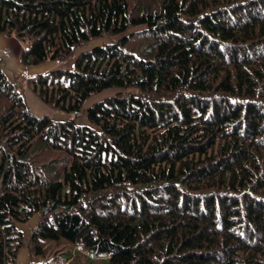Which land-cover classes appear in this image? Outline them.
<instances>
[{
  "label": "trees",
  "instance_id": "16d2710c",
  "mask_svg": "<svg viewBox=\"0 0 264 264\" xmlns=\"http://www.w3.org/2000/svg\"><path fill=\"white\" fill-rule=\"evenodd\" d=\"M0 35L27 67L119 35L26 81L66 113L118 89L90 125L33 115L0 56V264H264V0H0Z\"/></svg>",
  "mask_w": 264,
  "mask_h": 264
},
{
  "label": "rangeland",
  "instance_id": "374dc122",
  "mask_svg": "<svg viewBox=\"0 0 264 264\" xmlns=\"http://www.w3.org/2000/svg\"><path fill=\"white\" fill-rule=\"evenodd\" d=\"M3 38L5 35H2ZM9 39H6L7 45H0V56L2 57V70L5 73L6 77L11 82L18 83V91L22 95L26 105L28 106L29 111L35 116L46 115L52 120L56 121H66L69 119H74L77 124L81 125H90V123L85 118L84 110L90 106L92 103H95L105 97L111 96L118 91L116 88H107L103 89L98 93L90 95L87 99H85L82 103L81 110L73 113H66L56 109L51 108L50 106L44 104L34 95L31 91L30 87L27 85V79L35 74L46 73L50 70L58 69V68H66L70 69L72 66V60L79 52L84 50H88L92 46L99 45L105 42H112L116 40L119 35L116 36H108L104 35L100 38L89 40L87 43L81 44L74 51L70 60L67 61H46L38 65L33 66H24L20 62V54L23 48L22 42L13 38L11 36H6ZM38 219V215L34 214L30 216L23 223H16V228L19 230L21 227L19 224L24 225L26 232L30 233L33 226L36 224ZM21 233V231H20ZM22 234V233H21ZM23 235V234H22ZM29 235V234H28ZM28 235H23L24 237ZM43 246L44 258H50L54 260L55 264H105L103 258L101 257H90L87 253L76 247L75 245L68 244L62 240L58 242H46ZM25 248V247H22ZM26 249V248H25ZM64 251H70V256L62 261L60 255L64 253ZM74 253V256L71 255ZM78 256L79 259H75ZM41 260V257H37Z\"/></svg>",
  "mask_w": 264,
  "mask_h": 264
},
{
  "label": "crops",
  "instance_id": "0c3cea01",
  "mask_svg": "<svg viewBox=\"0 0 264 264\" xmlns=\"http://www.w3.org/2000/svg\"><path fill=\"white\" fill-rule=\"evenodd\" d=\"M6 39H9L8 37L0 35V45L1 46H6L7 42ZM21 227L19 228V231H21V233L23 235H28L29 233L26 232L25 226L19 224ZM16 226V224H15ZM17 227V226H16ZM38 256H33L30 257L28 251L25 248H19L17 253H16V257H15V264H27L29 261H35V262H39L40 260L37 258Z\"/></svg>",
  "mask_w": 264,
  "mask_h": 264
}]
</instances>
